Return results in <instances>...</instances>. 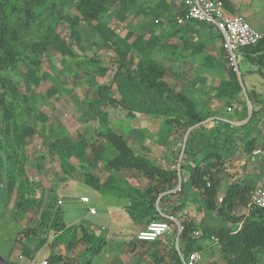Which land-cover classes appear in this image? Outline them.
Returning <instances> with one entry per match:
<instances>
[{"label": "crops", "instance_id": "1", "mask_svg": "<svg viewBox=\"0 0 264 264\" xmlns=\"http://www.w3.org/2000/svg\"><path fill=\"white\" fill-rule=\"evenodd\" d=\"M251 1L230 0L232 12L239 13L247 19V15L241 10L245 6L249 8L253 3ZM157 19H160V27L151 30ZM115 23L119 34L131 36V39L135 40V45L144 40L146 42L156 40L154 58L160 57L162 60L160 64L166 69L164 77L166 85L177 93L184 92L204 111L212 112L206 120L186 131L172 125V131L168 130V138L160 137V152L147 147L144 137H139L138 142H134L135 145L133 143L134 147L131 143L133 136L131 139L127 138L136 154L150 158L163 168L179 170V166L186 159L188 177H180L176 187L164 190L157 197L153 192L148 200L144 192L148 191L153 181L135 168H125L122 169L125 173L137 179L139 187L137 196L130 193L127 200L117 196H110L105 200L100 196L104 209L98 207L101 213L96 221L90 220L89 217L98 214V210L92 213L83 209L74 213L68 206L63 207L64 199L53 195L56 188L64 184L69 185L72 181L85 182L75 177V170L79 165H75L72 158L67 157L69 150L64 148V145L71 146L78 143L80 136L86 137L90 139L86 150L87 154H90V145H93L92 141L94 142L97 137H93V133L106 128L99 114L106 108L103 110L101 106L103 102L100 100L97 86L112 83L115 71L113 72L114 68H110L106 75L101 77L95 76L93 69L84 66L75 68V72L66 75L65 67L60 68L51 64L43 70L52 76L50 83L58 92L49 99L39 91L34 93L33 99L37 109L45 118L38 119L37 131L25 137L19 148L23 166L19 164L16 167L8 159L9 165L5 167L7 186L8 181L14 177L13 172H19L16 176L17 184L8 195L9 211L16 208L18 181L24 178L30 181L31 194L28 197L34 198L35 206L18 210L23 214L26 229L36 232L26 233L27 237L33 236L29 242L26 240L32 246L29 250H24L23 243L27 242L20 236L15 244L17 254L15 253L13 258L0 254V264H6L7 261L22 264V259L31 256L41 247H47V255L38 261L39 264L46 259L49 260L52 255H60L62 258L50 264L65 260H69L67 264H84L87 260L84 262L83 258L79 259L75 248L85 241L88 243L97 241L96 244L102 245V249L97 253L93 251L96 244L87 247L86 253L91 251L89 259H92V264H179L180 252L187 249V242L179 238L177 245L178 226L175 221H171V230L155 241L140 240L137 237L149 222L159 220L158 216L165 219L173 217L180 222L185 219L195 221L199 234L194 236L196 239L194 246L195 250L202 253V258L196 264H229L220 240L216 236L207 235L204 229L210 230L223 224L233 225L219 211H208L205 208L202 191L191 186L189 176L191 169L202 161L207 152L216 150L226 156L224 163L214 172L215 179L219 182L218 196H225L233 182L247 184L252 190L264 188V88L252 83L251 91L259 93L254 94L253 103L248 99L245 85L243 86L246 96L242 91L235 94L234 87L232 91L230 90L236 95H232L233 99L229 94L222 93L228 82L237 79V74L236 71L229 69L221 34L211 24L188 19L187 8L177 0H138L126 13L125 19ZM83 27L88 28L86 22L83 23ZM123 27L125 28L122 29ZM260 32L264 35V32ZM77 53L84 55L83 52ZM51 54L52 57L58 56L62 62V57L58 53L52 51ZM241 56L246 59L242 52ZM97 58L103 64L110 60L114 65L117 62V56L109 46L103 47ZM56 73H59V77ZM255 74L264 80V75L259 72ZM112 92L114 96L121 97L116 82ZM145 94L142 92V95L132 96L131 99L134 103V100H138L135 103L137 105L143 102L146 105L151 100L146 97L148 94ZM230 98L232 103L228 101ZM173 107L175 108L172 111L173 118L181 115L178 104ZM229 107L231 110H228ZM252 111H255L253 117ZM216 117L221 118L220 121H216ZM69 121L76 125L75 128L72 129V123ZM227 121H231L230 127ZM188 136L192 150L186 158L183 151ZM250 139L254 141L249 148L247 143ZM7 146L0 119V149L5 152L6 157L12 153V150H9L10 152L7 150ZM257 149H261L262 152L256 154ZM90 159L91 155L87 160ZM84 160L81 159L79 162L86 163ZM2 168L3 164L0 163V169ZM0 179L3 181L1 176ZM136 183L134 182V186ZM178 188L180 189L176 190ZM222 202L218 200V206H221ZM248 213L247 206H239L234 212L236 216L244 217ZM58 221L60 229L56 227ZM237 225H241V222L234 226ZM100 227L106 231V236H102ZM70 251H74V257L69 255ZM259 252L261 258L257 264H264V251ZM92 253L95 255L92 256Z\"/></svg>", "mask_w": 264, "mask_h": 264}, {"label": "trees", "instance_id": "2", "mask_svg": "<svg viewBox=\"0 0 264 264\" xmlns=\"http://www.w3.org/2000/svg\"><path fill=\"white\" fill-rule=\"evenodd\" d=\"M138 0H0V119L8 144L7 150L11 151L7 158L14 163V166L21 167L19 148L24 143L25 137L37 131L38 119H44L45 115L38 111L34 101V93L39 91L46 99L53 97L58 90L50 83L52 76L42 69L44 58L48 56L52 60V51L62 57L63 65L70 63V70L87 67L93 69L95 76L104 77L109 69L114 68L115 74L110 84H99L97 91L101 102L106 105L104 112H99L100 117L106 124V128L99 132L96 140L92 143L90 154L86 150L89 147L90 139L81 137L78 143H73L68 148V158L77 157L78 160L88 156L95 162L103 163L105 170L135 168L145 177L153 181L152 186L144 194L155 197L166 189L177 186L180 179V172L183 163L180 165V172L177 168L166 169L156 164L146 156L135 153L133 147L122 132H119L110 125L111 117L118 119L124 114L127 118L137 117L136 109L141 112L166 117L167 129L172 131V125L185 131L197 124H200L212 112L199 108L196 102L184 92L177 93L167 86L164 77L166 69L155 58L156 40L148 42L141 41L137 45L131 36H123L117 31L115 22L123 21L126 13ZM227 8L232 12L230 0H224ZM66 11H71L72 21L70 23L71 36L75 43L85 44L90 52L88 55L78 54L74 46L61 33L60 25L64 20ZM86 22L88 28L84 29ZM201 22V21H199ZM206 23V22H204ZM208 24V23H207ZM160 27V19H157L151 26V30ZM159 42H160V38ZM105 46H109L117 56L114 65L103 64L97 58L98 53ZM241 52L247 60L258 66L257 72L264 75V36L255 45L243 47ZM68 59H71L69 62ZM86 59V60H84ZM137 64H136V63ZM19 65L30 68L31 73H23ZM230 70L236 69L230 65ZM22 78L17 79L13 71ZM59 77V73H56ZM117 83L121 97L113 94V85ZM23 86V87H22ZM235 94L242 91L237 79L228 82L222 90L223 94H229L232 99ZM24 88V90H22ZM231 90V91H230ZM146 93L151 101L148 104L137 105L138 100L131 99L132 96ZM233 95V96H232ZM251 103L254 97L248 94ZM256 95V92H255ZM147 99V98H146ZM230 98L228 101L232 103ZM131 100V101H130ZM158 100V101H157ZM160 101V105L159 102ZM169 101L178 104L181 115L173 118L169 110L173 106ZM255 111H252V117ZM230 123L228 126L230 127ZM79 135V134H78ZM254 139H250L247 147H251ZM191 140L188 136L184 148L186 157L191 153ZM9 148V149H8ZM9 151V152H10ZM226 156L223 152L210 150L202 161L196 163L190 171V184L193 188L201 190L204 197V206L208 211H219L221 215L233 226L223 224L204 229L207 235L216 236L223 246L224 254L229 264H257L260 261V250L264 251V207L251 204L252 189L247 184L233 182L227 189L221 206H218L219 182L216 181L214 172L224 163ZM185 159V158H184ZM90 164V163H89ZM8 181V195L17 184V174ZM75 177L86 183L101 187L100 177L96 173L84 172L81 168L75 170ZM74 175V174H70ZM184 186V183H181ZM30 181L28 178L18 181V198L16 208L27 209L35 206L34 198L30 195ZM35 189V187L33 188ZM156 199V198H155ZM154 199V201H155ZM152 201V202H154ZM239 206H247V216L235 215ZM159 220H166L162 216ZM241 222V225L234 226ZM183 229L179 234L180 240L187 242V249L182 251L184 256L195 251V235L198 225L194 220L185 219L181 221ZM57 229L60 222L56 223ZM31 231L26 230L29 234ZM24 250H29L31 245L23 243ZM102 249V245L94 252ZM200 251V250H199ZM28 255H30L28 253ZM62 258L60 255H52L48 263ZM181 264V259L179 256ZM6 264H12L6 262Z\"/></svg>", "mask_w": 264, "mask_h": 264}, {"label": "rangeland", "instance_id": "3", "mask_svg": "<svg viewBox=\"0 0 264 264\" xmlns=\"http://www.w3.org/2000/svg\"><path fill=\"white\" fill-rule=\"evenodd\" d=\"M251 3L252 5L249 8H246L245 6V8H242L241 11L242 13H245L247 15V20L255 28L264 32V0L262 1L252 0ZM71 21H72V13L71 11H66L64 20L62 21L60 25V31L68 39L69 43L75 47L77 52H83L84 55H87L89 51L87 50V48H85V44L75 43L73 40V37L71 36V32H70ZM124 28L125 27H123L122 29ZM68 60H71V59H68ZM156 60L159 63H162V60H160V57L156 56ZM51 64H53V66H58L60 68L65 67V69H67V71H64L66 75H69V73L76 71V70L75 71L70 70L69 68L70 63H65L63 65L62 62L59 61L58 56L57 57L53 56L52 60H49L48 56H46L44 58V65L42 69H44L45 67L51 66ZM107 64L113 65L111 60ZM19 68L23 73H26V74L31 73L30 68H27L24 65H19ZM257 69H258V66L255 63L247 59H243L242 57H239V63H238V68L236 69V74H237V79L242 87V92L245 93V96H246V90L243 85L246 86L248 90L247 93L250 94L251 96H254L256 92V91H251L252 83L253 84L256 83L258 87L262 86L264 88V80H262V77H260V75L255 74V72H257ZM114 71L115 70L113 69V72ZM17 72L18 71L16 70L13 71L14 76H16L17 79L21 80L22 78ZM98 79L102 80V78H98ZM108 79H110V77H108ZM22 90H24V88ZM256 94H259V93L256 92ZM194 97H197V96L194 95ZM68 98L70 99L71 95ZM158 103L160 105V101ZM168 103H170L171 106L175 105V103L171 101H169ZM101 106L103 107V110H105L106 105L103 103ZM169 110L172 112L173 110H175V108L170 107ZM136 112L138 116L134 118L133 117L126 118L124 114H122L123 116L119 117L118 119H114L111 117V119L109 120L110 125L114 127L116 130H118L119 132H122L124 136L128 139H131L133 136L134 141L132 140L131 142L132 146L134 142L135 143L138 142L139 137H144L145 145L147 147L151 148L152 150H156L160 152V145H161L160 137H162V139H166L169 136V132L167 129L169 126L167 125L166 118L156 116L155 113L152 111L148 113V111L141 112V110L136 109ZM86 121H89V120H86ZM99 122H101L100 119H99ZM75 126L76 125L72 123L71 125L72 129L75 128ZM97 135H99L98 130H96V132L93 133V137ZM166 155L167 154L165 153V157ZM90 160H87L86 163H80L79 162L80 160H78L77 157H74V159L72 158V162L75 165H79L80 167L78 166V168H81L82 171L84 172L90 171L92 173L94 172L99 175L100 183H101V187L99 189H97L95 186H92L86 182L72 181V182H69V185L64 184L63 186L61 185L58 188H56V190L53 192V195L54 196L57 195V197H61L62 199H64L65 205L63 207L68 206L71 210H74L73 211L74 213H77L78 211H83V209L84 210L87 209L88 211H90L91 208H94L95 211L98 210V214L92 215L91 217H89L90 220L96 221L97 217L101 213V209L98 207L100 206L102 208L104 206L103 201L100 198V196L103 197L105 200H107L106 198L110 196H117L119 198L126 199L128 198L127 195L130 193L133 196H137L138 191H139L137 189H139V187L137 186V183H136L137 179L135 177L129 176L127 173H125V171L116 170V169L105 170L103 169L104 168L103 163L95 162L93 161V159H90ZM185 160L183 161L184 166L181 169V172H180V166H179V172H180L181 178L188 177L186 172L189 173V169L187 168ZM7 161H8V158L6 157L5 152H3L2 149H0V163L3 164V168L0 169V176L3 179L4 184H5L4 188H0V254L2 256H10V258H13V255L15 253L17 254V251H15L16 250L15 244L20 238V236H22V239H24L25 242L27 241L29 242V239L33 236L27 237L28 236L26 234L27 229L22 219L23 214L21 210H18V208H15V210H12V211L8 210L9 196H8V186H7V177H6L7 172H5V167L9 165ZM134 182L136 183V186H134ZM84 197H88L90 202L85 203L83 201ZM145 198H148L149 200L150 195L145 194ZM99 231L102 233V236H106V231L103 230L101 227ZM96 243L97 241L96 242L92 241L91 243H88L87 241H85V242H81L78 246H76L75 251L78 254V258L79 259L83 258L84 262L87 260L84 264H92V259L91 258L89 259L91 251L88 253L86 252H87V247L89 246L91 247ZM99 246H100V243L96 244L93 251L97 250ZM46 255H47V247H41L40 249L34 251V253L31 256H28L22 259L21 263L22 264H39L38 261L44 259ZM69 255L74 257L75 255L74 251H70ZM94 255L95 254L92 253V256ZM68 262L69 260H65L63 262H55V264H67Z\"/></svg>", "mask_w": 264, "mask_h": 264}, {"label": "built area", "instance_id": "4", "mask_svg": "<svg viewBox=\"0 0 264 264\" xmlns=\"http://www.w3.org/2000/svg\"><path fill=\"white\" fill-rule=\"evenodd\" d=\"M187 8V18L190 20H197L206 22L215 26L222 37V46L226 54L228 63L235 69L238 68L239 57L241 56V49L243 47L252 46L257 44L262 38L261 33L255 28L243 15L235 12H231L224 0H177ZM157 21V20H156ZM231 110V107L228 108ZM221 118L216 117V121H220ZM231 124V121H227ZM262 152L261 149L255 151L256 154ZM5 184L0 179V188H4ZM180 188L176 189L179 190ZM218 200L222 202L224 196L219 195ZM251 204L264 207V188H257L251 193ZM83 201L88 203L90 200L88 197H84ZM61 201L59 200V204ZM92 213L95 212L94 208H91ZM175 221L178 226L177 245L179 242V234L183 229V225L179 220L170 217L166 220H153L142 229L137 237L140 240L155 241L160 236L169 232L172 228L171 221ZM199 234V231H196ZM180 252V251H179ZM181 264H196L201 258L202 253L199 250H195L184 256L180 252ZM40 264H49L48 259L42 261Z\"/></svg>", "mask_w": 264, "mask_h": 264}, {"label": "water", "instance_id": "5", "mask_svg": "<svg viewBox=\"0 0 264 264\" xmlns=\"http://www.w3.org/2000/svg\"><path fill=\"white\" fill-rule=\"evenodd\" d=\"M4 261H5V259L4 258H2Z\"/></svg>", "mask_w": 264, "mask_h": 264}]
</instances>
